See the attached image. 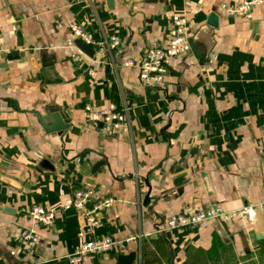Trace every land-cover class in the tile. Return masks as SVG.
I'll list each match as a JSON object with an SVG mask.
<instances>
[{
  "label": "crops",
  "instance_id": "crops-1",
  "mask_svg": "<svg viewBox=\"0 0 264 264\" xmlns=\"http://www.w3.org/2000/svg\"><path fill=\"white\" fill-rule=\"evenodd\" d=\"M237 2L115 0L110 9L107 0H0V44L9 52L0 63V264H71L83 241L104 235L135 237L126 253L137 254L133 264H264V4L229 16ZM176 13L189 18L205 61L192 48L172 60L162 83H145L125 62L167 45ZM211 13L216 28L207 25ZM72 23L120 44L92 47L90 57L77 48ZM48 67L57 81L47 83ZM110 104L128 105L132 132L107 134L82 120L85 106ZM47 109L69 128L47 132L35 114ZM88 187L93 203L114 199L96 228L73 209L57 211L50 227L34 226L31 205H55ZM251 203L263 204L255 221L224 223L227 240L214 224L158 232L178 212ZM22 227L41 237L28 253L14 239ZM118 256L89 255L82 264H119Z\"/></svg>",
  "mask_w": 264,
  "mask_h": 264
},
{
  "label": "built area",
  "instance_id": "built-area-1",
  "mask_svg": "<svg viewBox=\"0 0 264 264\" xmlns=\"http://www.w3.org/2000/svg\"><path fill=\"white\" fill-rule=\"evenodd\" d=\"M262 4H264V0H238L236 4L228 7L227 14L233 17H244ZM171 22L167 45H153L139 63L132 60L125 62L126 67H137L139 69V77L145 83H162L169 73L172 60L192 51L191 34L193 29L189 18L185 13H176L172 16ZM70 28L76 38L93 48L108 49L113 52L120 44L117 36H112L105 41L96 40L82 25L77 23H72ZM8 53L0 44V63L6 60ZM76 60L79 61L78 58ZM89 72L93 76L96 74L93 69H90ZM81 118L86 123L100 126L107 134L132 132L130 109L127 104L120 108L115 104H110L104 108H93L87 105L82 110ZM94 194L95 191L88 187L75 190L55 205L34 203L29 209V217L34 226L50 227L56 219L57 211L73 209L80 212L85 224L94 229L99 225V212L114 203L112 198L93 203ZM259 208H263V204L251 203L235 209H225L221 205H214L196 208L190 212H178L167 218L158 229V232L167 233L182 229L198 230L207 228L217 222L223 225L234 219L247 218L250 222H254L256 210ZM14 239L19 249L24 253L34 250L41 241L38 229L35 227L19 228L15 232ZM135 240V237L116 239L110 235L85 240L69 256V262L71 264H82L89 255L126 254Z\"/></svg>",
  "mask_w": 264,
  "mask_h": 264
},
{
  "label": "water",
  "instance_id": "water-1",
  "mask_svg": "<svg viewBox=\"0 0 264 264\" xmlns=\"http://www.w3.org/2000/svg\"><path fill=\"white\" fill-rule=\"evenodd\" d=\"M114 3H115V0H107V5L110 9L113 8ZM207 25H209L211 27H215V28L218 27V16H217V14L211 13L209 15L208 20H207ZM256 30H257V25L255 28V31ZM18 40H19V44L23 45L22 34L20 32L18 33ZM75 44H76L77 48H79V50H81L86 55H88L90 57L94 56L95 50L92 47H90L89 45H87L86 43L82 42L79 38L75 41ZM191 45H192V48H194V50L198 54L199 58L201 59V62L203 63L205 61V57L198 50L193 37H191ZM44 73L47 77V83L57 81L58 78H57L53 68L48 67L47 69L44 70ZM35 114L37 115V118H38L41 126L49 133H56V132L60 133V132H63L69 128V124L67 122H65V117L60 112L47 109L45 114H42L39 111H35ZM102 165L103 164H99L98 166L94 167L91 170L92 173H95L98 170V168H100V166H102ZM263 165H264V156H263ZM84 169L87 171H90L88 166L84 167ZM0 178H3V177L0 176ZM201 178H202V181H203V184H204L206 191L210 194L211 193V190H210L211 185H210L209 174L207 172H202ZM148 185H149V183H148ZM149 188H150V185H149ZM149 195H150V193L146 197V201L148 203H150V201H151ZM148 203H146V204H148ZM4 210L9 211L8 208H5ZM214 225L218 229V231L220 232L222 237L227 240V233L225 232L223 225H221L218 222L215 223ZM257 238L258 239L264 238V232L261 234H258ZM136 258H137V254L135 252H131L129 254H120L118 256V262H119V264H133L136 262Z\"/></svg>",
  "mask_w": 264,
  "mask_h": 264
}]
</instances>
